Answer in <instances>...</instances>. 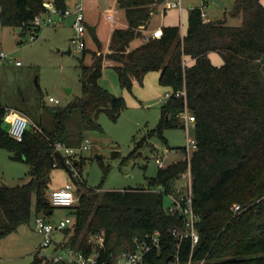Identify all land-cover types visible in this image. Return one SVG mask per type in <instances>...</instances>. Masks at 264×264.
I'll use <instances>...</instances> for the list:
<instances>
[{"label":"trees","instance_id":"16d2710c","mask_svg":"<svg viewBox=\"0 0 264 264\" xmlns=\"http://www.w3.org/2000/svg\"><path fill=\"white\" fill-rule=\"evenodd\" d=\"M158 0H118L126 10L127 27L115 28L109 50L82 62V97L66 107L50 108L46 123L32 121L22 141L9 135L0 118V147L13 158L26 162L30 179L24 184L0 186V239L32 216L47 218L54 213L49 184L55 166L56 144L78 147L84 130L99 129L102 111L115 116L126 100L100 83L106 59L115 62L120 85L132 91L135 81L143 85L150 71L159 72V83L181 97L171 96L161 107V122L149 135L163 137L165 128L178 122L185 128L187 109L195 117L191 153L193 208L198 216L199 241L192 249L191 238L180 240L185 216L170 213L165 195L174 191L177 180L188 169L185 158L159 168L148 185L122 190L92 189L77 181L79 201L68 215L71 226L61 230L66 243L86 255L99 251L98 264H114L115 255L133 247V238L146 232H159L160 247L147 254L148 264H170L176 254L193 264H264V3L263 0H236L235 15L243 24L234 27L224 21L205 20L202 8L190 9L185 32L180 25H167L134 49L130 43L142 35ZM47 0H0L3 26L34 33L35 17L45 11ZM66 9L67 0H53ZM93 31V30H92ZM95 42L101 47L93 31ZM219 53L221 65L210 53ZM85 53V49H84ZM78 122L80 130L72 125ZM148 135V136H149ZM146 140V138H144ZM166 141V139H165ZM142 142L132 151L135 155ZM81 171L84 160L76 162ZM163 186L164 192L154 191ZM240 204L241 211L233 206ZM103 237V245L98 239ZM47 257L36 254L33 264H45ZM57 264H70L61 261Z\"/></svg>","mask_w":264,"mask_h":264},{"label":"rangeland","instance_id":"374dc122","mask_svg":"<svg viewBox=\"0 0 264 264\" xmlns=\"http://www.w3.org/2000/svg\"><path fill=\"white\" fill-rule=\"evenodd\" d=\"M190 1L195 3V7H203L210 20H221L234 27L243 24L242 15L233 13L236 0H181L183 20L182 24L178 21V25L182 30L188 24L190 6L186 2ZM79 2L84 5L87 21L96 23L98 37L105 46L111 26L119 25L125 19L123 9L116 6V0H67L72 11ZM175 9L180 11L179 8L171 10ZM53 20V24H45L34 32L35 40L29 39L31 33L21 34L14 27L3 26L0 21V51L7 54L0 57V105L9 108L2 121L7 131L18 112H23L31 120L42 117L43 123H46L50 108L66 107L79 100L83 95L82 62L91 64L94 55L106 53L102 45L99 47L95 43L93 31L88 28L82 38L86 42L85 53L79 49V38L73 25L75 14L64 17L62 24H58V16H54ZM212 56L216 61L212 59L213 63H223L219 53L213 52ZM111 64L115 62H104L100 83L117 96L124 97L126 107L115 116L102 111L98 117L100 128L83 131L85 137L82 143L88 139L86 143L90 148L81 153L84 160L82 180L88 187L104 191L145 187L148 178L156 176L160 167L185 158L183 149L188 144V134L194 136V127L190 124L187 134L178 122L165 128L163 137L157 133L149 135L161 122V107L168 100L165 95L170 89L160 85L156 71L146 74L143 85L135 81L132 91L123 89L118 73ZM50 96L60 102H51ZM72 128L79 131L78 122ZM141 142L143 146L133 155L132 151ZM97 153L101 156L96 157ZM157 158L161 159V163L157 162ZM29 169L26 162L15 160L9 149L0 147V186L28 182ZM68 182H73L75 193L80 194L69 170L63 165L54 167L49 193ZM170 203L171 198L167 194L164 204L168 206ZM70 209L55 207L53 216L49 217L52 222L58 223L68 215ZM34 220L35 216H32L29 223L19 225L0 239L1 264H33L39 250V256L47 258L65 254L63 250L56 249L61 248L67 240L60 231L55 233L50 246L40 249L43 238L35 230Z\"/></svg>","mask_w":264,"mask_h":264},{"label":"built area","instance_id":"2783aa9c","mask_svg":"<svg viewBox=\"0 0 264 264\" xmlns=\"http://www.w3.org/2000/svg\"><path fill=\"white\" fill-rule=\"evenodd\" d=\"M207 2V0H204ZM165 6L167 8H179L181 10V0L170 1L167 0ZM75 14L74 28L77 31V38H79L78 47L79 49L84 50L86 48V42L82 39L85 36L87 26H86V15L84 11V5L82 2H79L75 6V10L72 11L70 7L66 9H61L56 6L53 1H47L45 3V11L42 14H39L35 17L33 24L38 27H42L45 24H53L54 16H58L59 19H63L66 16ZM202 16L207 20V13L202 7ZM157 36V35H156ZM155 37V36H154ZM31 40L36 39V35L31 33L29 37ZM7 54L0 52V57H5ZM186 92H173L169 90L165 98L169 99L171 96L175 95L176 97H181L185 95ZM51 102L59 103V99L54 98L53 96L49 97ZM9 108L0 105V118L1 113L4 112V116L8 113ZM185 119V129L188 134L190 124L195 126V117L186 109L184 113ZM36 127L39 129L36 123H34L26 114L23 112H18L15 114L12 121L11 127L9 129V135L18 141H22L26 131L30 127ZM82 143L78 147L66 146L62 143L56 144L55 150V166L59 165L61 162L56 156V152L62 153L66 166L70 169L71 176L74 182L83 181L81 171L77 167V163L81 160V153L89 149L90 146L86 143ZM197 148L196 141L194 137H190L188 134V144L186 146V158L188 159V169L182 173L181 177L177 180L176 187L174 191L168 193L171 198V203L167 206V210L170 213H180L185 216L184 226L182 229H175L173 231L175 236H178L180 240L184 238H191L192 240V249L199 241V232L196 227V222L198 216L193 208V174L190 167V156L191 153ZM157 162L161 163V159L157 158ZM75 184L73 182H68L65 186L55 189L50 193V201L55 207H73L79 201V194L75 193ZM157 192H164L163 186H158L153 189ZM233 210L238 212L241 211L242 207L240 204H235ZM74 220L72 217L67 216L63 218L58 223H53L45 215H37L34 220L35 230L42 236L43 240L41 243V248L50 246L54 242V236L57 231H61L68 226L73 225ZM100 246L103 245V237L98 239ZM160 237L159 232L155 233L146 232L142 237L135 236L133 238V247H129L126 250L115 255L114 264H148L145 260L148 253H150L155 248L160 247ZM65 254H60L57 258H47L45 264H57L61 261H68L70 264H98L99 261V251H93L92 253L86 255L80 250H75L72 247H66L62 249ZM40 251V250H39ZM1 264V261H0ZM170 264H193L192 263V253L190 259L187 263H182L180 261L179 254H176L174 259Z\"/></svg>","mask_w":264,"mask_h":264},{"label":"crops","instance_id":"0c3cea01","mask_svg":"<svg viewBox=\"0 0 264 264\" xmlns=\"http://www.w3.org/2000/svg\"><path fill=\"white\" fill-rule=\"evenodd\" d=\"M263 3H264V0H263ZM165 4L166 3H164V0H158L157 2H155L152 5L153 14L151 16V19H150V21H149V23H148L147 26L142 27V29H141L142 30V35L140 37L135 38L130 43V49H134V48L138 47L142 43L146 42L150 37H154L156 35H159L161 33L162 28L164 26H167V25H177L179 23L178 21H180V23L182 24V20H183V14H182L183 7H182V3H181L182 9L180 11H178V10L175 9L176 12L174 10H171L172 8L170 10H167L168 8L165 6ZM186 5L190 6L189 7L190 9H192V8H194L196 6L195 3H192L191 1L190 2H186ZM116 6L120 7L121 9H123L124 14H125V19H123L119 25H112L111 26V29H110V31L108 32V35H107V44L105 46H103L100 38L98 37V34H97L98 27H97L96 23L89 22L86 19V26H87V28L88 29H92L94 31V33L99 38L101 45L104 47L105 52H108V50H109V44H110L111 35H112L113 30L115 28H118V27H127L128 26V20H127V17H126V10H125V8H123V7H121L119 5L118 0H116ZM68 7H69V5H68ZM161 9H162V11H161ZM85 15H86V13H85ZM113 19H114V16H113ZM207 20H210V18L208 16H207ZM63 21H64V18L63 19H60L59 22H58V24H62ZM186 29H187V27H186ZM16 30L18 32H20L19 29H16ZM185 30L183 32H185ZM90 50H92V49H90ZM0 52H3V51H0ZM212 55H213V53H210L211 59H213V56ZM108 61L113 62V61L108 60V59H106L104 62H108ZM213 61H214V59H213ZM214 62H216V61H214ZM217 62H220V61L217 60ZM111 65L114 66L115 64H111ZM157 73L159 75V72H157ZM52 216H53V214L51 215V217ZM67 216H69V215H65L64 217L61 218V220L63 218H65V217H67ZM51 217H48V219L51 220ZM57 232H59V231H57ZM60 232H62V231H60ZM64 239H65V237H64ZM57 243H59V242H57ZM56 249L57 250H59V249L62 250V248H57V247H56Z\"/></svg>","mask_w":264,"mask_h":264},{"label":"water","instance_id":"95a60500","mask_svg":"<svg viewBox=\"0 0 264 264\" xmlns=\"http://www.w3.org/2000/svg\"><path fill=\"white\" fill-rule=\"evenodd\" d=\"M20 30V29H19ZM29 39H27L26 41H28ZM71 50H69V52H70ZM56 156L59 158V160H60V162H61V165H63L64 167H66L68 170H69V172H70V169L66 166V164H65V161H64V157H63V155H62V153H60V152H56ZM99 156H101V154H96V157H99ZM70 174H71V172H70ZM76 184H77V186H78V182H75Z\"/></svg>","mask_w":264,"mask_h":264}]
</instances>
